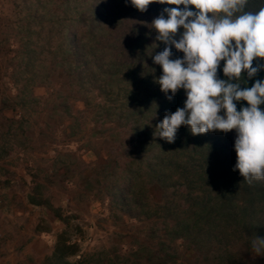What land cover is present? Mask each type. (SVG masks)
<instances>
[{"label":"rangeland","instance_id":"obj_1","mask_svg":"<svg viewBox=\"0 0 264 264\" xmlns=\"http://www.w3.org/2000/svg\"><path fill=\"white\" fill-rule=\"evenodd\" d=\"M167 7L0 0V264H264L235 130L154 135L187 98L156 83Z\"/></svg>","mask_w":264,"mask_h":264},{"label":"clouds","instance_id":"obj_2","mask_svg":"<svg viewBox=\"0 0 264 264\" xmlns=\"http://www.w3.org/2000/svg\"><path fill=\"white\" fill-rule=\"evenodd\" d=\"M130 3L146 12L155 0ZM159 3L175 7L164 8L149 25L157 32L156 40L168 45L153 57L163 71L156 83L170 101L181 89L187 98L184 107L165 114L154 135L174 143L181 126L189 127L192 135L235 130L237 161L233 171H239L249 185L264 181V80L257 79L247 87L243 76L246 73L252 79L264 71V64L259 63L264 60V4L251 10L250 0ZM181 28L184 31L177 39ZM172 45L184 54L183 58H172ZM222 61L227 79L218 76ZM241 101L248 106L238 110ZM252 248L257 254L264 251V238L254 237Z\"/></svg>","mask_w":264,"mask_h":264},{"label":"trees","instance_id":"obj_3","mask_svg":"<svg viewBox=\"0 0 264 264\" xmlns=\"http://www.w3.org/2000/svg\"><path fill=\"white\" fill-rule=\"evenodd\" d=\"M261 4H264V0H250L249 8H250L251 10H255V9L258 8ZM259 63H260V64H264V60H260ZM256 65H257V61L254 60V61H253V66L255 67ZM243 76H244V79H245V81H246V86H247V87H251V86L254 85V83H255V81H256L257 79H259V80H264V71H260V72L257 74V76H256V77H253L252 79H248L246 73H244ZM223 77H225V76H223ZM244 86H245L244 84L241 85V87H244ZM241 106H248V105H247V102H246V101H241V102L237 103V109H238V110H240ZM261 109L264 110V105H261ZM33 200H34V199H33ZM76 264H83V261H79V262L76 263Z\"/></svg>","mask_w":264,"mask_h":264}]
</instances>
